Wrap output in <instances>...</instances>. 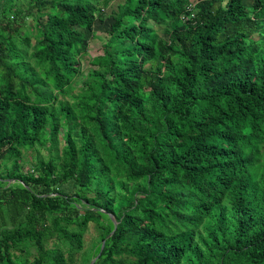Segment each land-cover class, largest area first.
Listing matches in <instances>:
<instances>
[{"label": "trees", "instance_id": "1", "mask_svg": "<svg viewBox=\"0 0 264 264\" xmlns=\"http://www.w3.org/2000/svg\"><path fill=\"white\" fill-rule=\"evenodd\" d=\"M104 1L0 0V264H264V0H124L75 87Z\"/></svg>", "mask_w": 264, "mask_h": 264}, {"label": "rangeland", "instance_id": "2", "mask_svg": "<svg viewBox=\"0 0 264 264\" xmlns=\"http://www.w3.org/2000/svg\"><path fill=\"white\" fill-rule=\"evenodd\" d=\"M124 0H106L98 6V8H102L103 10V20H97L94 28H93V36L89 40L87 45V52L83 55L79 61V64L84 71L81 77H78L75 82V87L79 86L82 83V80L85 78V74L88 70L93 68L92 62L102 55V45L108 40V32L110 30V26L112 24V13L117 10L118 5L122 4ZM192 5L195 3V0H191ZM157 33L163 37L167 38L164 35V26H155ZM33 43V40H31ZM77 89L75 90V92ZM38 154V155H37ZM48 152L45 149H40L37 151H28L24 153L21 164L22 170L24 172L32 171V166L37 161L38 157L47 158ZM38 156V157H36ZM9 183H13V180L9 181ZM97 238L96 227L93 223L88 225V229L83 238V251H81L77 256V264H81L80 258L83 253L89 251ZM102 243V242H101Z\"/></svg>", "mask_w": 264, "mask_h": 264}, {"label": "water", "instance_id": "3", "mask_svg": "<svg viewBox=\"0 0 264 264\" xmlns=\"http://www.w3.org/2000/svg\"><path fill=\"white\" fill-rule=\"evenodd\" d=\"M110 218H111V220H112V223H113V230H112V232L108 235V237L107 238H109L110 236H112V234H113V232L115 231V229H116V222H115V219H114V217H112V216H110ZM104 244H105V240L104 241H102V243H101V246H100V251H102V249H103V247H104ZM98 258V256H96V257H94L91 261H90V263L89 264H93L95 261H96V259Z\"/></svg>", "mask_w": 264, "mask_h": 264}]
</instances>
